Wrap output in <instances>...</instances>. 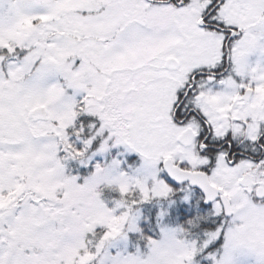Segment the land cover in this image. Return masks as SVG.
Segmentation results:
<instances>
[{
    "label": "snow or ice",
    "instance_id": "1",
    "mask_svg": "<svg viewBox=\"0 0 264 264\" xmlns=\"http://www.w3.org/2000/svg\"><path fill=\"white\" fill-rule=\"evenodd\" d=\"M260 91L264 0L0 10V264H264ZM120 147L135 175L94 162Z\"/></svg>",
    "mask_w": 264,
    "mask_h": 264
},
{
    "label": "rangeland",
    "instance_id": "2",
    "mask_svg": "<svg viewBox=\"0 0 264 264\" xmlns=\"http://www.w3.org/2000/svg\"><path fill=\"white\" fill-rule=\"evenodd\" d=\"M25 2V0H0V10L3 11H8L10 8H14L15 6L21 4ZM65 8L70 7L69 4L65 3L64 5ZM28 18V11L26 10L25 12L21 13L20 15H14L13 16V20L15 21V27L19 28L21 32L23 33H27V32H32L33 26L29 23V24H23V20ZM71 31L73 33V35H76V38L79 39V31H87L86 28H84L83 26H73L71 28ZM112 159H116L120 162V167L122 170L125 171H129L130 175H135V172L132 169H135L136 167H138L139 164V158L137 156V154L135 153H129V152H125L123 147L120 148H113L111 150V153H105L103 155V157L97 156L94 158V162H101V163H109ZM77 172H82V170H78V168H76ZM89 171H91V168H89ZM105 191L109 190V189H104ZM114 193V192H113ZM157 207H164L165 205H163L162 203H159L156 205ZM151 210H155V205H151ZM177 215H172L171 210H169V214L164 218V225L168 226V227H173L172 225L175 224L176 226V222H177ZM132 233H128V240H119L118 241V248L122 249V250H126L128 252H130L131 249L134 250V246H132L129 242V236ZM113 243H117V242H113ZM136 248V247H135ZM112 250V249H110Z\"/></svg>",
    "mask_w": 264,
    "mask_h": 264
},
{
    "label": "trees",
    "instance_id": "3",
    "mask_svg": "<svg viewBox=\"0 0 264 264\" xmlns=\"http://www.w3.org/2000/svg\"><path fill=\"white\" fill-rule=\"evenodd\" d=\"M76 168L77 166L75 164L71 165L70 166V170L72 171L73 174H77L78 172L76 171ZM80 175H83V172H79ZM115 198H118V193L114 192L113 191H110V190H107L105 191L103 189L102 191V199H105V200H108V201H111L112 199H115ZM109 207H111V203L108 204ZM149 209H152L151 208V205H145V209L144 211L147 212V210ZM154 211V210H152ZM193 215H195V212H193ZM191 219V217H185V218H180L178 215H177V222H176V226L175 224H173L172 226L173 227H177V226H181V227H187V221ZM195 232V230H193V233ZM145 233L147 235H151V233H148L147 232V229H145ZM129 242L132 246L134 247H140V248H143L144 246V241L139 239L138 235L136 234H131L129 236ZM133 251V249L131 250V252Z\"/></svg>",
    "mask_w": 264,
    "mask_h": 264
},
{
    "label": "flooded vegetation",
    "instance_id": "4",
    "mask_svg": "<svg viewBox=\"0 0 264 264\" xmlns=\"http://www.w3.org/2000/svg\"><path fill=\"white\" fill-rule=\"evenodd\" d=\"M258 101L255 105H251L250 107H258L259 106V101H264V91H260L258 92ZM246 115H251L252 116V119H253V124L250 125V128H252L254 130V127H255V121L257 119H261V120H264V115L262 114H259V113H252V112H246L245 113ZM235 115V114H234ZM242 118V117H241ZM227 126V124L225 125ZM235 127V126H234ZM237 131H239L238 127L236 128ZM227 171V170H225Z\"/></svg>",
    "mask_w": 264,
    "mask_h": 264
}]
</instances>
